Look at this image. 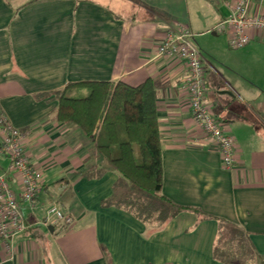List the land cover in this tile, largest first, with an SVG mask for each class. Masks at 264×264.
<instances>
[{"label": "crops", "instance_id": "1", "mask_svg": "<svg viewBox=\"0 0 264 264\" xmlns=\"http://www.w3.org/2000/svg\"><path fill=\"white\" fill-rule=\"evenodd\" d=\"M234 2L0 0V119L30 131L23 142L42 175L33 202L17 201L28 228L0 240V264H225L213 256L223 223L241 229L264 262V31H247L250 42L231 49L232 29L215 28ZM250 3L251 14L264 15V0ZM174 23L194 34L206 104L235 142L232 168L191 118L184 63L158 55ZM148 78L158 86L162 195L190 207L160 227L102 204L116 172L55 112L68 84ZM7 180L19 198L18 178ZM51 204L72 223L42 226Z\"/></svg>", "mask_w": 264, "mask_h": 264}, {"label": "trees", "instance_id": "2", "mask_svg": "<svg viewBox=\"0 0 264 264\" xmlns=\"http://www.w3.org/2000/svg\"><path fill=\"white\" fill-rule=\"evenodd\" d=\"M55 95L57 120L77 126L117 174L113 196L103 201L104 206L116 205L157 227L190 208L175 205L162 195L159 95L152 79L138 86L83 81L68 84ZM220 231L213 250L215 259L242 264L245 252L253 254L241 229L223 223Z\"/></svg>", "mask_w": 264, "mask_h": 264}, {"label": "built area", "instance_id": "3", "mask_svg": "<svg viewBox=\"0 0 264 264\" xmlns=\"http://www.w3.org/2000/svg\"><path fill=\"white\" fill-rule=\"evenodd\" d=\"M233 4L228 17L221 20L215 29L217 31L232 29L228 40L229 47L244 48L250 42L247 31H264V15L249 12L250 0H235ZM157 45L158 55L172 57L184 63L188 70L185 88L189 94L191 118L206 137L216 144L223 167L232 168L236 158L235 142L206 104L203 58L194 41L193 32L183 23L168 25ZM0 123L2 125L0 161L3 159L8 161L6 169H0V240L7 242L28 228L17 201L30 204L33 202L41 190L42 175L23 142L30 135V131L11 126L3 119H0ZM9 175L18 178L19 198L9 185L7 180ZM45 213L41 221L44 227L55 222H63V225L72 223L71 216L65 214L56 204H51Z\"/></svg>", "mask_w": 264, "mask_h": 264}, {"label": "rangeland", "instance_id": "4", "mask_svg": "<svg viewBox=\"0 0 264 264\" xmlns=\"http://www.w3.org/2000/svg\"><path fill=\"white\" fill-rule=\"evenodd\" d=\"M242 252L243 251H241L239 255H241ZM243 255L244 262L242 264H264V262H261V260H259L254 253L252 254L250 252H245Z\"/></svg>", "mask_w": 264, "mask_h": 264}]
</instances>
